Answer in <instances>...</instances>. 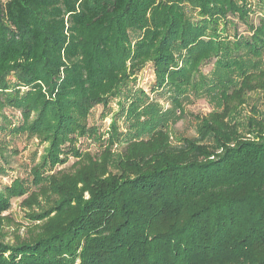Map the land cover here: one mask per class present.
I'll list each match as a JSON object with an SVG mask.
<instances>
[{
	"label": "trees",
	"instance_id": "16d2710c",
	"mask_svg": "<svg viewBox=\"0 0 264 264\" xmlns=\"http://www.w3.org/2000/svg\"><path fill=\"white\" fill-rule=\"evenodd\" d=\"M148 64L170 109L135 88ZM255 92L264 0H0V111L44 146L28 181L0 190V229L12 198L45 199L33 235L0 240V264H264V98L243 113ZM193 97L213 110L172 142ZM113 100L108 129L88 125Z\"/></svg>",
	"mask_w": 264,
	"mask_h": 264
},
{
	"label": "rangeland",
	"instance_id": "374dc122",
	"mask_svg": "<svg viewBox=\"0 0 264 264\" xmlns=\"http://www.w3.org/2000/svg\"><path fill=\"white\" fill-rule=\"evenodd\" d=\"M254 19V18H252ZM236 29L239 33H246L245 26L236 21ZM212 62V61H211ZM207 62L201 66V73L209 75L212 70V63ZM153 69L150 64L137 75L135 88L142 89L149 94L151 98L156 100L162 108L170 109L169 95L164 91L151 93L150 89L154 85ZM247 104L244 107L243 113H248L252 106H259L258 102L264 98L263 93H249L247 96ZM117 100H113L107 109L102 106H95L88 118V125L98 127L100 131L108 129L111 120L118 114ZM183 117L169 128L172 137V142L178 138H195L196 135V118L203 117L213 110V105L206 98L189 99L183 105ZM108 113V114H107ZM20 114L11 109L0 111V163L6 168V176H0V190L11 184L14 179H23L28 181L29 170L33 162H37L40 155L43 153L44 146L38 144L37 140L28 139L25 135H13L9 131L12 129L14 121L20 120ZM121 122V120H120ZM4 128L5 130H1ZM79 148L89 150L92 153L97 151L91 139H80L78 142ZM120 151V148L118 149ZM75 159L69 158L68 162L59 165L56 171L70 172ZM28 195L12 198L10 208L2 214L4 216L3 223L0 229V240L5 244H15L17 240L25 239L35 233V228L40 222H32L28 216L32 213L39 212V207L44 206L45 199L40 196L37 203L31 204ZM40 203V204H38ZM39 205V206H38Z\"/></svg>",
	"mask_w": 264,
	"mask_h": 264
}]
</instances>
